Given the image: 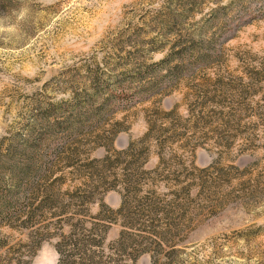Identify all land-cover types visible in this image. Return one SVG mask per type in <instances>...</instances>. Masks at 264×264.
Instances as JSON below:
<instances>
[{
    "label": "rangeland",
    "instance_id": "rangeland-1",
    "mask_svg": "<svg viewBox=\"0 0 264 264\" xmlns=\"http://www.w3.org/2000/svg\"><path fill=\"white\" fill-rule=\"evenodd\" d=\"M123 84L74 136L56 125ZM6 186L0 264H56L70 225L118 264H264V0H0ZM66 192L84 213L41 206Z\"/></svg>",
    "mask_w": 264,
    "mask_h": 264
},
{
    "label": "trees",
    "instance_id": "trees-1",
    "mask_svg": "<svg viewBox=\"0 0 264 264\" xmlns=\"http://www.w3.org/2000/svg\"><path fill=\"white\" fill-rule=\"evenodd\" d=\"M188 54L189 52L186 48L180 49L175 53L176 57H178L180 66L183 65L184 58ZM166 61H168V59ZM124 73H121L119 75H123ZM120 82H125V79L124 81ZM106 84H108V82H106ZM106 84L105 82H103L102 85L105 86ZM124 84L122 85V87L119 86L121 87L119 91L120 96H115V94L113 95L111 92L110 95H108L105 99H99V96H97V89H95L94 87H92L91 90H86L90 93H86V96L82 98H74L71 102L72 104H69L66 107L68 108L70 106V110L73 112V117H65L63 119L65 120L64 122L56 123V125L61 126L63 124H68L70 131L74 136V131L76 132V130L84 128L85 122L89 120L88 118L90 116H93L97 111L102 112L103 107L106 106V103L115 101L117 102V99L118 102L127 100V97L123 95V93L126 89H128V87H125ZM119 99L121 100L119 101ZM67 143L68 139H66L64 144ZM17 147L20 149V151H17V149L16 151L21 155V164L16 165V174L17 176L20 174H24L25 176L21 179V181L26 188H31L35 182V177L33 176V174H31L33 173V167L31 162L34 161V158L36 156L34 143L28 140L20 146L17 145ZM12 180L13 181H10L11 186H13L15 189L21 186V182H18L17 178ZM7 186L5 187V189L2 187L3 190H0L1 197L6 198L11 195ZM89 199L90 197L87 196L85 193L73 194L66 192L65 194H45L43 195V202L41 203V206L44 208L48 207L52 202V205H54V207L58 209V214L56 216L57 218H60L66 214L67 208L71 205H77L78 209H81V211H78V213H84L86 211L84 209V206L87 205V201H89ZM70 226L71 227L69 229L68 235H61V239L55 244V251L57 253L56 264H118L115 260L109 257L107 259H104L101 253H96L95 251H93V247L99 244L97 240L90 239L89 237L77 239L74 234V229L78 230L77 227L75 225ZM127 264H136V258H129Z\"/></svg>",
    "mask_w": 264,
    "mask_h": 264
}]
</instances>
